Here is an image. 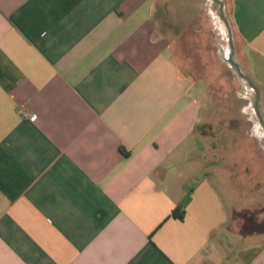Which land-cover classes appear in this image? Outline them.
Returning <instances> with one entry per match:
<instances>
[{
    "label": "crops",
    "instance_id": "1",
    "mask_svg": "<svg viewBox=\"0 0 264 264\" xmlns=\"http://www.w3.org/2000/svg\"><path fill=\"white\" fill-rule=\"evenodd\" d=\"M223 1L264 113V0ZM157 5L0 0V264H264L234 221L257 170L210 136L189 20Z\"/></svg>",
    "mask_w": 264,
    "mask_h": 264
},
{
    "label": "rangeland",
    "instance_id": "2",
    "mask_svg": "<svg viewBox=\"0 0 264 264\" xmlns=\"http://www.w3.org/2000/svg\"><path fill=\"white\" fill-rule=\"evenodd\" d=\"M156 2H158L156 14L162 17L164 26L169 27L171 17L176 18L178 14L189 20L187 24L185 23L186 30L178 44L179 54L176 57L184 74L191 73L194 78H206L201 92L195 89V98L202 101V115L215 130L210 136L221 137L226 143L233 144V150L228 148L225 151L228 157L235 153L236 157L252 161L253 166L249 167L257 170L259 187L256 191L257 198L253 202L257 200L258 204L256 209L242 216L247 222L248 231L263 230L264 134L250 115L248 104L243 101L244 86L238 81L221 52L220 47H226L225 38L209 17L205 0H156ZM177 4L181 6H175ZM198 119L202 120V116L200 115ZM216 153L220 155L222 151ZM250 213L256 217V224L252 226L250 224L253 222L246 218ZM242 216L237 218L234 215V221L237 224L244 223L239 221Z\"/></svg>",
    "mask_w": 264,
    "mask_h": 264
},
{
    "label": "water",
    "instance_id": "3",
    "mask_svg": "<svg viewBox=\"0 0 264 264\" xmlns=\"http://www.w3.org/2000/svg\"><path fill=\"white\" fill-rule=\"evenodd\" d=\"M209 10L210 17L213 20L214 25L219 29L222 35L225 37L228 50L230 52L226 63L231 67L232 71L236 75L238 81L244 86L243 97L246 98L250 103L248 109L253 119L260 124L264 125V113L261 107V95L259 89L248 77L245 69L241 67L236 58L231 25L228 21L225 11V3L223 0H205Z\"/></svg>",
    "mask_w": 264,
    "mask_h": 264
},
{
    "label": "trees",
    "instance_id": "4",
    "mask_svg": "<svg viewBox=\"0 0 264 264\" xmlns=\"http://www.w3.org/2000/svg\"><path fill=\"white\" fill-rule=\"evenodd\" d=\"M247 212L248 211L238 212V213H235V216H237V218H238V216H242L243 214L245 215V214H247ZM183 213H184L183 210L180 211V209H175L172 212V217H174V218L176 217L177 219L182 220L183 219ZM246 218H248L249 222H250V220H251V222H253V223L250 224L251 226L254 225V223L256 224V221H255L256 217L252 213H250ZM239 221H243L244 222V223H241V224L238 223L240 231H241L242 234H249V233H252V232H258V233L264 232V229L263 230H250V231H248V228L246 226L247 222L244 221V217L243 216H242V218Z\"/></svg>",
    "mask_w": 264,
    "mask_h": 264
},
{
    "label": "flooded vegetation",
    "instance_id": "5",
    "mask_svg": "<svg viewBox=\"0 0 264 264\" xmlns=\"http://www.w3.org/2000/svg\"><path fill=\"white\" fill-rule=\"evenodd\" d=\"M223 37H224V36H223ZM224 38H225V37H224ZM225 41H226V39H225ZM225 46H226V47H225L223 50H221V52H223L224 54H226V58H225V60H226V59H228L230 52H229V50H228L227 42L225 43ZM252 117H253V116H252ZM259 128H260V131L264 134V125L261 126V125L259 124Z\"/></svg>",
    "mask_w": 264,
    "mask_h": 264
},
{
    "label": "built area",
    "instance_id": "6",
    "mask_svg": "<svg viewBox=\"0 0 264 264\" xmlns=\"http://www.w3.org/2000/svg\"><path fill=\"white\" fill-rule=\"evenodd\" d=\"M29 118H30L31 120H34L35 117L31 115V116H29Z\"/></svg>",
    "mask_w": 264,
    "mask_h": 264
}]
</instances>
